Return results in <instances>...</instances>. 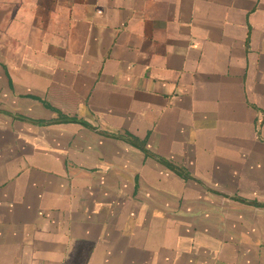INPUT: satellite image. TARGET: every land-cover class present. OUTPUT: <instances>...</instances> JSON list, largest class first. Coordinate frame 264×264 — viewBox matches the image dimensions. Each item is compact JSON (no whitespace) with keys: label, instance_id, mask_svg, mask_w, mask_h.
Listing matches in <instances>:
<instances>
[{"label":"crops","instance_id":"1","mask_svg":"<svg viewBox=\"0 0 264 264\" xmlns=\"http://www.w3.org/2000/svg\"><path fill=\"white\" fill-rule=\"evenodd\" d=\"M0 264H264V0H0Z\"/></svg>","mask_w":264,"mask_h":264},{"label":"trees","instance_id":"2","mask_svg":"<svg viewBox=\"0 0 264 264\" xmlns=\"http://www.w3.org/2000/svg\"><path fill=\"white\" fill-rule=\"evenodd\" d=\"M70 119H74V118H70ZM76 120V119H75ZM169 165V164H168ZM170 166L172 167V168H174V170H176L177 172H179V170L175 167V166H172L171 164H170Z\"/></svg>","mask_w":264,"mask_h":264}]
</instances>
